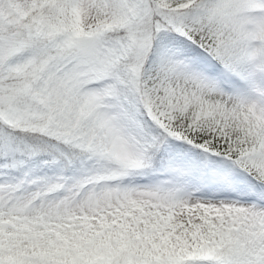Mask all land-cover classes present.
I'll return each instance as SVG.
<instances>
[{
    "label": "snow or ice",
    "instance_id": "snow-or-ice-1",
    "mask_svg": "<svg viewBox=\"0 0 264 264\" xmlns=\"http://www.w3.org/2000/svg\"><path fill=\"white\" fill-rule=\"evenodd\" d=\"M0 264H264V0H0Z\"/></svg>",
    "mask_w": 264,
    "mask_h": 264
}]
</instances>
